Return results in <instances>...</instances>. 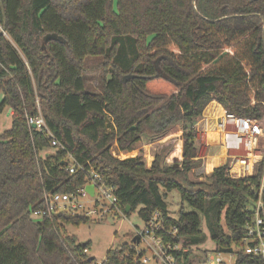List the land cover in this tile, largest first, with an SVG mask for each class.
Here are the masks:
<instances>
[{
  "label": "trees",
  "instance_id": "obj_1",
  "mask_svg": "<svg viewBox=\"0 0 264 264\" xmlns=\"http://www.w3.org/2000/svg\"><path fill=\"white\" fill-rule=\"evenodd\" d=\"M89 56L103 57L110 74L102 93L86 89ZM0 94V115L12 109L0 134V264H94L84 252L91 243L66 229L90 218L31 217L45 191H76L85 176L70 174L66 152L29 129L26 115L38 114V104L67 151L118 186L127 215L138 210L149 221L158 212L179 230L167 238L190 246L202 235L199 211L217 250L240 248L264 160L244 178L227 163L205 182L189 174L203 162L197 124L213 100L236 116L264 118V0H0ZM177 126L178 166L166 162L172 147L161 142ZM142 140L158 146L149 165L143 154H112L114 142L132 151ZM175 189L196 211L170 214ZM127 250L111 248L103 264H141ZM199 258L191 249L183 264ZM237 264L250 256L239 250Z\"/></svg>",
  "mask_w": 264,
  "mask_h": 264
},
{
  "label": "built area",
  "instance_id": "obj_2",
  "mask_svg": "<svg viewBox=\"0 0 264 264\" xmlns=\"http://www.w3.org/2000/svg\"><path fill=\"white\" fill-rule=\"evenodd\" d=\"M38 108V114L26 115L29 129L45 134L52 149L66 152L63 163L70 174L82 172L85 176L84 184L76 191H45L41 206L32 210L31 217L40 220L70 214L90 219H106L118 214L127 215L120 205L118 186L108 183L104 175L93 166L87 167L69 153L49 128L39 104ZM199 122L198 134L202 130V134L213 132L220 136L221 145L226 150L228 172L232 177L244 178L255 174L264 160V125L261 120L243 118L225 111L218 118L202 117ZM88 186H93V194L87 189ZM250 210L252 213L245 225L240 248L232 246L227 250L215 249L213 252H207L199 258L198 264H237L239 250L250 256V264H264V174L255 190V200ZM144 222V227L137 228L133 233V239L137 237L139 241H132L125 252L126 255L134 251L135 258L140 257L138 262L141 264H183L184 254L192 247L167 238L175 237L179 232L178 228H167L165 220L158 212H155L149 221ZM84 252L88 255L87 249ZM104 261L93 260L94 264H103Z\"/></svg>",
  "mask_w": 264,
  "mask_h": 264
},
{
  "label": "rangeland",
  "instance_id": "obj_3",
  "mask_svg": "<svg viewBox=\"0 0 264 264\" xmlns=\"http://www.w3.org/2000/svg\"><path fill=\"white\" fill-rule=\"evenodd\" d=\"M103 63V57L89 56L86 58L85 80L87 90L95 93H102L104 80L110 77V74L105 71V68L107 67ZM2 97L3 95L0 94V102ZM261 121L264 125V118L261 119ZM11 125L12 109L7 108L0 115V134L10 129ZM181 139L182 131L180 127L177 126L173 128V130H171V132L161 141L163 145H169L172 147V152L166 159L168 164H175L178 166L182 162L183 146ZM157 148L158 146L156 144L148 143L147 141L142 140L137 143L132 151L120 150L118 143L114 142L111 146V151L112 154L119 159L136 157L139 154H143L149 165L154 158ZM49 152H52V150H49ZM207 174L209 173L205 172L203 161L200 166L193 169V171L189 174V177L192 182H205ZM166 202L168 204L170 214L174 217L179 215L182 206L184 211H196L187 203H182L181 193L178 189L167 193ZM196 212H198L201 216L202 235L196 238L190 246L199 258L204 255L205 251H215L216 242L212 238V232L207 221L206 214L199 211ZM144 224V220L140 218L138 210H136L130 215L118 214L109 216L106 219H91L87 223H82L79 226L67 225L66 229L67 234L76 236L79 243H91V247L88 250V256L95 258L97 261H104L111 248H116L118 246L123 247L125 244L127 248H129L130 244H132V241L134 240L133 233H135L137 228H143ZM225 229L226 232H228V228L226 226ZM141 247L143 248V246Z\"/></svg>",
  "mask_w": 264,
  "mask_h": 264
},
{
  "label": "crops",
  "instance_id": "obj_4",
  "mask_svg": "<svg viewBox=\"0 0 264 264\" xmlns=\"http://www.w3.org/2000/svg\"><path fill=\"white\" fill-rule=\"evenodd\" d=\"M225 111L226 109L220 103H218L216 100H213L206 107L203 113V117H209L211 119L218 118L219 116H222ZM200 124H202V121ZM181 142L183 146L182 139ZM198 144H199V157H201L204 161V170L206 173H211L214 170V168L218 166H222L226 163V159H227L226 150L221 145L220 136L218 134L213 132H208V134H202V130H201L199 132Z\"/></svg>",
  "mask_w": 264,
  "mask_h": 264
},
{
  "label": "water",
  "instance_id": "obj_5",
  "mask_svg": "<svg viewBox=\"0 0 264 264\" xmlns=\"http://www.w3.org/2000/svg\"><path fill=\"white\" fill-rule=\"evenodd\" d=\"M34 127H35V126H34ZM47 155H49V154H47ZM47 155H46V156H47ZM62 163H63V162H62ZM87 189L93 194V191H94L93 186H88ZM129 210H130V208H129V206H128V207H127V211H129ZM134 241H137V242H138V241H139V238H137V237L134 238ZM89 261L92 262V261H93V257H90Z\"/></svg>",
  "mask_w": 264,
  "mask_h": 264
}]
</instances>
